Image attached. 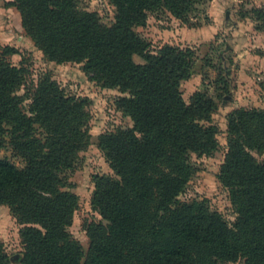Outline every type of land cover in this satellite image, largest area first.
<instances>
[{
  "label": "trees",
  "instance_id": "16d2710c",
  "mask_svg": "<svg viewBox=\"0 0 264 264\" xmlns=\"http://www.w3.org/2000/svg\"><path fill=\"white\" fill-rule=\"evenodd\" d=\"M112 23L78 0H14L26 32L58 63L83 62L103 87L119 88L116 104L133 126L107 130L99 146L116 176L97 174L92 204L103 220L87 223L85 251L68 230L79 196L65 189L72 168L91 140V101L71 95L42 76L28 111L18 94L26 68L0 49V135L24 160L0 157V204L20 223L21 264H264V108L228 113V141L219 179L236 209L233 222L208 198L181 199L197 167L192 155L219 148L215 98L181 90L191 77L195 49L165 43L154 50L137 30L162 8L188 21L202 0H110ZM264 20V9H258ZM139 55L144 60L137 62ZM0 244V264H10Z\"/></svg>",
  "mask_w": 264,
  "mask_h": 264
},
{
  "label": "rangeland",
  "instance_id": "374dc122",
  "mask_svg": "<svg viewBox=\"0 0 264 264\" xmlns=\"http://www.w3.org/2000/svg\"><path fill=\"white\" fill-rule=\"evenodd\" d=\"M14 0H0V49L16 48L7 54L15 65L26 68V80L18 94L24 96V110L28 111L38 80L45 74L55 78L68 94L88 97L91 101L89 146L80 152L75 165L65 170V189L79 196L78 208L68 230L88 250L90 238L86 225L103 220L92 204L97 174L116 176L105 152L99 146V135L107 130L133 126L130 116L117 107L116 100L123 92L106 88L84 70L83 62L49 60L29 36L22 24L21 12ZM80 7L96 11L106 23H112L116 7L110 0H78ZM258 9H264V0H202L190 14L188 21L162 8L149 14L144 26L136 30L146 38L154 50L165 43L195 49V63L191 77L184 79L181 90L187 102L197 91H205L218 102L213 122L219 126V148L212 155H192L197 170L181 199L208 198L213 208L228 220L236 218V209L229 191L219 179L225 160L228 137V113L238 107L264 108V20ZM137 62L144 60L134 56ZM9 135H0V157L9 158L19 167L25 160L9 143ZM264 161V153L256 154ZM11 208L0 204V244L10 255V264H21L23 252L21 228ZM227 264H244V260Z\"/></svg>",
  "mask_w": 264,
  "mask_h": 264
}]
</instances>
